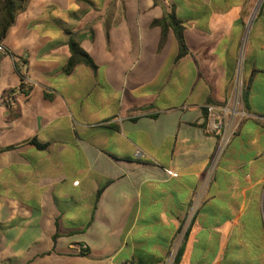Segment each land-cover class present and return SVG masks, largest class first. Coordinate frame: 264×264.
Instances as JSON below:
<instances>
[{
  "label": "crops",
  "instance_id": "obj_1",
  "mask_svg": "<svg viewBox=\"0 0 264 264\" xmlns=\"http://www.w3.org/2000/svg\"><path fill=\"white\" fill-rule=\"evenodd\" d=\"M255 10L27 0L0 61V264H264V0ZM172 12L179 59L153 25ZM69 33L96 71L65 72ZM214 36L224 54L207 65ZM241 70L249 110L210 173L205 107L232 101Z\"/></svg>",
  "mask_w": 264,
  "mask_h": 264
},
{
  "label": "trees",
  "instance_id": "obj_2",
  "mask_svg": "<svg viewBox=\"0 0 264 264\" xmlns=\"http://www.w3.org/2000/svg\"><path fill=\"white\" fill-rule=\"evenodd\" d=\"M27 0H0V42L7 37L10 28L14 25L17 15L23 12L26 9ZM153 25L160 27L162 30L160 47H163L167 41L169 30L172 29L176 36V39L179 44V58L184 57L188 48L185 41V27L180 19L176 16L175 12H172L165 16L162 19H157L153 22ZM70 34L69 46H70V57L65 66V72L67 74L72 73L76 67L80 64H85L92 68L93 70L98 69V65L94 58L87 52L80 43V35ZM251 94V79L248 83H243L242 86V96H243V105L246 110H249V98ZM208 104H214L210 101ZM206 110V108H205ZM207 114V112H206ZM240 125L237 128L239 130ZM236 131V132H237ZM39 147L44 148V145H39ZM101 189L98 192L97 199L100 198L102 194ZM182 247L179 248L177 258L182 255Z\"/></svg>",
  "mask_w": 264,
  "mask_h": 264
},
{
  "label": "built area",
  "instance_id": "obj_3",
  "mask_svg": "<svg viewBox=\"0 0 264 264\" xmlns=\"http://www.w3.org/2000/svg\"><path fill=\"white\" fill-rule=\"evenodd\" d=\"M10 53V49L4 42H0V61L1 58ZM243 104L242 88L236 90L232 101L227 104H208L206 105L207 125L206 131L210 134L219 136V143L212 159L210 173L213 172L216 164L222 157L225 149L229 145L232 137L238 128V120L242 117L240 110ZM191 218V217H190ZM193 218V216H192ZM129 264V263H112Z\"/></svg>",
  "mask_w": 264,
  "mask_h": 264
},
{
  "label": "rangeland",
  "instance_id": "obj_4",
  "mask_svg": "<svg viewBox=\"0 0 264 264\" xmlns=\"http://www.w3.org/2000/svg\"><path fill=\"white\" fill-rule=\"evenodd\" d=\"M213 1L215 2V4L218 3V5H221V3H222L224 5L233 6L234 4L235 5H238V4L240 5V4L244 3L245 0H213ZM250 1H252V15H254L255 11H256L255 9L259 6V3L262 0H248L249 3H250ZM219 2H221V3H219ZM214 8L217 9L218 6L214 5ZM248 10H249V8H248ZM90 16H91V14H90ZM251 29H252V25H251ZM219 41H220V39L217 38L216 36H214L213 39H211V41L208 42L207 46L203 50L201 56H202V59L206 62L207 65H209L210 60H211L212 56H214V54H218V55L220 53L222 55L224 54L223 45L221 43L222 41H220V42ZM225 41H227L228 43L231 42L230 40L229 41L225 40ZM236 44H237V41L231 42L230 43V48L232 50H234ZM219 74H220L219 72L213 71V78H214L213 81L215 83H216V79L219 76ZM239 74H240L239 75V82H238V86H237L236 90H238V89L241 90L242 84H243L242 78H241L242 77V70L240 71ZM217 93H218V90H217V85H216V86H214V95H216ZM240 110H241V112H243V104L241 105Z\"/></svg>",
  "mask_w": 264,
  "mask_h": 264
}]
</instances>
